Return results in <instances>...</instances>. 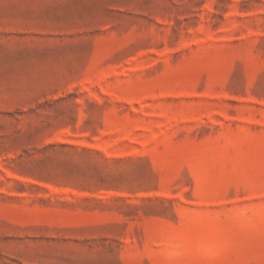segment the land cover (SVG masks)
<instances>
[{"label": "rangeland", "instance_id": "obj_1", "mask_svg": "<svg viewBox=\"0 0 264 264\" xmlns=\"http://www.w3.org/2000/svg\"><path fill=\"white\" fill-rule=\"evenodd\" d=\"M0 264H264V0H0Z\"/></svg>", "mask_w": 264, "mask_h": 264}]
</instances>
